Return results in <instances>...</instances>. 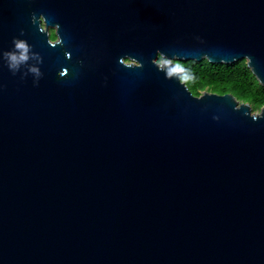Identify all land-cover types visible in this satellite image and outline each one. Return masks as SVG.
<instances>
[{
    "label": "water",
    "instance_id": "1",
    "mask_svg": "<svg viewBox=\"0 0 264 264\" xmlns=\"http://www.w3.org/2000/svg\"><path fill=\"white\" fill-rule=\"evenodd\" d=\"M202 58L264 86V0H0V264H264V104Z\"/></svg>",
    "mask_w": 264,
    "mask_h": 264
},
{
    "label": "trees",
    "instance_id": "2",
    "mask_svg": "<svg viewBox=\"0 0 264 264\" xmlns=\"http://www.w3.org/2000/svg\"><path fill=\"white\" fill-rule=\"evenodd\" d=\"M175 62L186 69L187 78L181 79L194 94L202 90L230 92L240 101L248 102L252 110L264 104V86L252 74L245 58L230 63H214L206 58L176 59Z\"/></svg>",
    "mask_w": 264,
    "mask_h": 264
},
{
    "label": "clouds",
    "instance_id": "3",
    "mask_svg": "<svg viewBox=\"0 0 264 264\" xmlns=\"http://www.w3.org/2000/svg\"><path fill=\"white\" fill-rule=\"evenodd\" d=\"M16 47L19 49H22L24 53L27 52L26 45L23 42H17ZM12 61V67H15V65L22 60H27V56L25 54H21L19 58L16 55H11L10 57ZM161 63L165 66L170 65V61L167 59L161 58ZM173 74H181V78L186 79V69L181 64H176L175 66L168 67V75L172 76Z\"/></svg>",
    "mask_w": 264,
    "mask_h": 264
},
{
    "label": "flooded vegetation",
    "instance_id": "4",
    "mask_svg": "<svg viewBox=\"0 0 264 264\" xmlns=\"http://www.w3.org/2000/svg\"><path fill=\"white\" fill-rule=\"evenodd\" d=\"M48 33H49V37H50V39H55L56 38V36H55V34H54V29L51 27V26H49V28H48Z\"/></svg>",
    "mask_w": 264,
    "mask_h": 264
},
{
    "label": "rangeland",
    "instance_id": "5",
    "mask_svg": "<svg viewBox=\"0 0 264 264\" xmlns=\"http://www.w3.org/2000/svg\"><path fill=\"white\" fill-rule=\"evenodd\" d=\"M259 108H260V107H258L257 109H254L253 111H254V112H257V111L259 110Z\"/></svg>",
    "mask_w": 264,
    "mask_h": 264
}]
</instances>
